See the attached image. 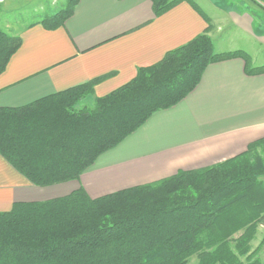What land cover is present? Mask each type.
Wrapping results in <instances>:
<instances>
[{
    "label": "trees",
    "instance_id": "16d2710c",
    "mask_svg": "<svg viewBox=\"0 0 264 264\" xmlns=\"http://www.w3.org/2000/svg\"><path fill=\"white\" fill-rule=\"evenodd\" d=\"M77 1L38 23L62 26ZM150 1L159 16L183 0ZM204 18V32L138 68L91 107L76 105L99 79L0 107V155L37 186L77 180L152 113L180 102L208 64L238 57L247 74L264 73L241 50L215 52ZM20 45L19 35L0 29V74ZM262 176L264 138L215 165L98 198L79 187L45 201L15 202L0 212V264H188L193 256L197 264H262L251 259L249 244L264 226Z\"/></svg>",
    "mask_w": 264,
    "mask_h": 264
},
{
    "label": "crops",
    "instance_id": "0c3cea01",
    "mask_svg": "<svg viewBox=\"0 0 264 264\" xmlns=\"http://www.w3.org/2000/svg\"><path fill=\"white\" fill-rule=\"evenodd\" d=\"M216 52L241 50L264 65V10L252 0H183L155 16L150 0H78L62 26L38 21L0 74V107H16L95 79L88 100L130 81L140 67L205 31ZM264 138V73L241 58L208 64L180 102L157 110L101 153L77 180L32 184L0 155V212L15 202L45 201L81 187L90 198L203 169Z\"/></svg>",
    "mask_w": 264,
    "mask_h": 264
},
{
    "label": "rangeland",
    "instance_id": "374dc122",
    "mask_svg": "<svg viewBox=\"0 0 264 264\" xmlns=\"http://www.w3.org/2000/svg\"><path fill=\"white\" fill-rule=\"evenodd\" d=\"M67 1L68 0H0V29L12 35L17 34L25 26L41 20L46 16H50L59 9L64 8ZM252 1L264 10L263 3L259 0ZM209 25L211 27L210 21ZM249 63L251 65L250 57ZM91 106H93V102L88 100L87 97L86 99L78 102L76 108ZM261 178L264 180V176ZM236 218H238V216ZM239 218L241 219V217ZM239 232L240 231L236 232L234 235H238ZM249 244L250 253L253 254L251 259L258 258L262 264H264V226H258L256 233L250 240ZM241 259L244 263L247 262L245 257H241ZM188 264H197L196 257H191Z\"/></svg>",
    "mask_w": 264,
    "mask_h": 264
}]
</instances>
